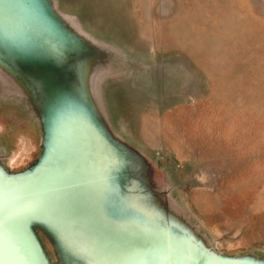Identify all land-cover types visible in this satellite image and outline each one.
I'll use <instances>...</instances> for the list:
<instances>
[{
	"label": "rangeland",
	"instance_id": "374dc122",
	"mask_svg": "<svg viewBox=\"0 0 264 264\" xmlns=\"http://www.w3.org/2000/svg\"><path fill=\"white\" fill-rule=\"evenodd\" d=\"M54 2L101 48L96 102L150 164L157 200L216 250L264 258V0ZM1 70L0 160L16 170L37 154L40 128Z\"/></svg>",
	"mask_w": 264,
	"mask_h": 264
},
{
	"label": "water",
	"instance_id": "95a60500",
	"mask_svg": "<svg viewBox=\"0 0 264 264\" xmlns=\"http://www.w3.org/2000/svg\"><path fill=\"white\" fill-rule=\"evenodd\" d=\"M65 15L54 0H0V69L25 90L40 128L29 164L10 170L0 160L1 261L264 264L216 250L157 200L150 164L109 129L96 102L101 48Z\"/></svg>",
	"mask_w": 264,
	"mask_h": 264
}]
</instances>
